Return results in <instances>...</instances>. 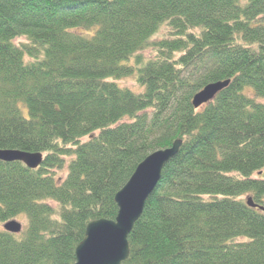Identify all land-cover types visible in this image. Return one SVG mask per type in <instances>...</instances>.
Returning a JSON list of instances; mask_svg holds the SVG:
<instances>
[{"label":"trees","instance_id":"obj_1","mask_svg":"<svg viewBox=\"0 0 264 264\" xmlns=\"http://www.w3.org/2000/svg\"><path fill=\"white\" fill-rule=\"evenodd\" d=\"M176 140L125 264H264L247 205L264 208V0H0V150L43 156L0 162V225L27 221L0 231V264H74L88 223L114 221L137 166Z\"/></svg>","mask_w":264,"mask_h":264},{"label":"water","instance_id":"obj_2","mask_svg":"<svg viewBox=\"0 0 264 264\" xmlns=\"http://www.w3.org/2000/svg\"><path fill=\"white\" fill-rule=\"evenodd\" d=\"M229 82H215L206 85L192 99L194 108L211 101ZM181 141L176 140L171 148L148 155L135 169L123 188L115 195L117 215L114 221L98 220L88 223L84 239L75 249L74 264H125L129 256L127 237L140 218L144 204L160 180L164 165L174 157ZM43 161L39 153H24L17 150H0V162L21 163L29 170L38 169ZM247 205L264 213V208L253 204L250 198ZM3 229L10 234H19L21 225L7 222Z\"/></svg>","mask_w":264,"mask_h":264},{"label":"rangeland","instance_id":"obj_3","mask_svg":"<svg viewBox=\"0 0 264 264\" xmlns=\"http://www.w3.org/2000/svg\"><path fill=\"white\" fill-rule=\"evenodd\" d=\"M149 52H146V57H148L149 55ZM119 86L121 88H126V89H129L131 91H138V88H137V85L134 81V79L132 78H127V79H124V80H121L119 81ZM85 140L83 139L82 142H84ZM70 162V159L67 158L65 159L64 161V167L62 170H56L53 172L54 174V177L55 179L59 180V179H64L66 177V173H67V167H68V164ZM50 205L53 207V208H56V204H53V203H50ZM16 222H19L22 226V231H25L26 229V226H27V221H26V218L24 216H20L17 220H15ZM2 230V225H0V231Z\"/></svg>","mask_w":264,"mask_h":264},{"label":"bare ground","instance_id":"obj_4","mask_svg":"<svg viewBox=\"0 0 264 264\" xmlns=\"http://www.w3.org/2000/svg\"><path fill=\"white\" fill-rule=\"evenodd\" d=\"M126 263V262H125Z\"/></svg>","mask_w":264,"mask_h":264}]
</instances>
